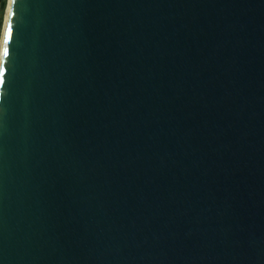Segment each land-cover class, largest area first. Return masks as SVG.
I'll return each instance as SVG.
<instances>
[{"label": "water", "instance_id": "1", "mask_svg": "<svg viewBox=\"0 0 264 264\" xmlns=\"http://www.w3.org/2000/svg\"><path fill=\"white\" fill-rule=\"evenodd\" d=\"M0 264H264V0H8Z\"/></svg>", "mask_w": 264, "mask_h": 264}, {"label": "rangeland", "instance_id": "2", "mask_svg": "<svg viewBox=\"0 0 264 264\" xmlns=\"http://www.w3.org/2000/svg\"><path fill=\"white\" fill-rule=\"evenodd\" d=\"M7 6H8V0H5V7L3 10H0V42H1L2 32H3V26H4Z\"/></svg>", "mask_w": 264, "mask_h": 264}, {"label": "trees", "instance_id": "3", "mask_svg": "<svg viewBox=\"0 0 264 264\" xmlns=\"http://www.w3.org/2000/svg\"><path fill=\"white\" fill-rule=\"evenodd\" d=\"M5 7V0H0V10H3Z\"/></svg>", "mask_w": 264, "mask_h": 264}, {"label": "bare ground", "instance_id": "4", "mask_svg": "<svg viewBox=\"0 0 264 264\" xmlns=\"http://www.w3.org/2000/svg\"><path fill=\"white\" fill-rule=\"evenodd\" d=\"M6 12H7V10H6ZM7 15H5V17H6ZM5 22V21H4ZM4 30V29H3ZM2 38H3V32H2ZM1 42H2V40H1ZM0 42V52H1V45H2V43Z\"/></svg>", "mask_w": 264, "mask_h": 264}]
</instances>
